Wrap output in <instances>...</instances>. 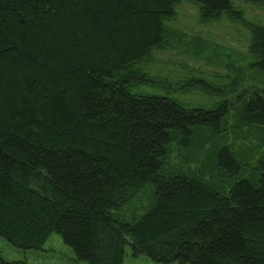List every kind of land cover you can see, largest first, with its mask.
<instances>
[{
    "label": "trees",
    "instance_id": "16d2710c",
    "mask_svg": "<svg viewBox=\"0 0 264 264\" xmlns=\"http://www.w3.org/2000/svg\"><path fill=\"white\" fill-rule=\"evenodd\" d=\"M179 1L0 0V235L11 244L41 249L56 232L86 264H125L128 245L160 262L264 264V161L219 147L217 185L167 167L174 145L222 138L232 110L264 133V88L214 108L131 90L146 79L131 68L168 46L163 19ZM192 1L204 21L244 20L231 0ZM249 51L264 73V25H251ZM145 191V212L121 219ZM0 264L27 261L0 252Z\"/></svg>",
    "mask_w": 264,
    "mask_h": 264
},
{
    "label": "rangeland",
    "instance_id": "374dc122",
    "mask_svg": "<svg viewBox=\"0 0 264 264\" xmlns=\"http://www.w3.org/2000/svg\"><path fill=\"white\" fill-rule=\"evenodd\" d=\"M244 20L223 15L204 21L201 5L192 0L176 3V15L165 17L168 46L154 48L131 69L146 79L131 86L135 93L177 98L187 107L214 108L223 101L233 102L244 89H263L264 73L254 70L256 58L249 51L251 25H264V0H231ZM232 110L226 132L214 143L196 141L188 151L174 145L167 159L169 169L202 172L200 177L215 185L221 174L213 164V154L227 145L236 156L257 166L264 161V133L255 127L238 126ZM208 137V136H206ZM205 142V141H204ZM237 152V153H236ZM219 181V182H218ZM220 187V185H218ZM152 202L149 191L141 193L117 215L132 220L145 212ZM0 252L6 260H25L27 264H86L79 261L73 248L54 232L41 249H22L0 235ZM125 264H179L160 262L147 254L135 257L128 245Z\"/></svg>",
    "mask_w": 264,
    "mask_h": 264
}]
</instances>
